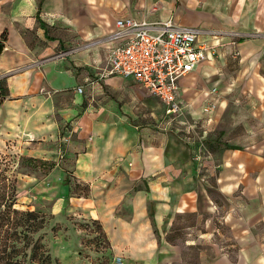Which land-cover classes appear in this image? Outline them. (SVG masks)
Segmentation results:
<instances>
[{
    "label": "crops",
    "instance_id": "obj_1",
    "mask_svg": "<svg viewBox=\"0 0 264 264\" xmlns=\"http://www.w3.org/2000/svg\"><path fill=\"white\" fill-rule=\"evenodd\" d=\"M156 2L19 0L10 15L3 8L7 2L0 0V36L7 27L10 38H16L4 43L0 77L24 85L17 96L9 94L0 104V110L6 109L0 114V139L29 134L33 139L54 140L65 126H72L60 157L77 182L89 188L87 195L75 197L73 203L99 219L114 242L124 245L128 264L158 262V229L172 225L173 214L201 211L205 187L191 157L196 145L184 140L176 130L178 124L164 127L165 119L159 120L152 109L156 98L146 88L121 76L90 83L115 45L111 36L116 21L134 18L156 23L175 17L176 24L200 30L198 42L214 46L215 53L228 40L223 31L244 33L252 27L264 33V0H174L181 5L179 9L171 0H160L161 10L149 12L146 7ZM71 43L77 45L73 54L66 52ZM237 45L244 52L250 50L247 41ZM214 56L209 55L181 79V97L189 118L205 121L207 130L219 126L221 137L216 141L223 143L215 157L221 167V192L249 198L237 207L242 219L228 222L238 244L258 246L241 248L237 264H264V233L246 230L264 222V73L244 66V74L234 80L239 89L231 93L228 87L227 97L221 98L218 88L212 87L201 109L208 101H214L217 108L198 115L193 110L197 97L192 92L190 103L185 92L196 85L197 74L210 71ZM79 86L82 93L77 91ZM160 104L165 118V106ZM43 152L55 158L49 154L53 150ZM64 171L60 167L50 175L55 178ZM60 186L53 208L58 212L66 208L68 191L67 184L60 182ZM121 209L130 215L118 214Z\"/></svg>",
    "mask_w": 264,
    "mask_h": 264
},
{
    "label": "rangeland",
    "instance_id": "obj_2",
    "mask_svg": "<svg viewBox=\"0 0 264 264\" xmlns=\"http://www.w3.org/2000/svg\"><path fill=\"white\" fill-rule=\"evenodd\" d=\"M4 1L7 2L3 7L4 10L12 15V8L19 0ZM173 1L171 0V3L179 9L181 6L179 2L176 4ZM162 6L163 3L158 0L146 8L149 12H159ZM174 18L171 17L168 20L174 21ZM1 25L2 22H0ZM2 32L0 42L7 43L9 39L15 42L16 38H10L11 34L7 27ZM223 32L228 40L222 43L223 50L215 53V62L211 64L214 66L208 73L197 74L194 78L196 85L192 87L190 85L185 92V97L190 103L192 101L189 97L192 92L197 97L195 102L197 109L193 108V110H196L198 115H201V110L204 115L201 109L202 99L212 87H217L220 97L225 98L228 95L226 94L228 87L231 88V93L239 89L234 80L239 75H243L246 68H250L251 71L254 68L260 69L264 73V33L252 27H246L244 33L236 30ZM240 41H247L249 44L247 48L250 49L248 52L238 47L237 44ZM75 46H77L75 43L68 44L66 52L75 53L77 50L74 49ZM3 77L7 79L10 96H17L24 85L17 80L9 82L7 76L0 78ZM154 104L152 109L157 111V117L159 120L165 119L166 122L167 119L163 117V106L157 99H154ZM5 111L6 109L2 107L0 114L4 115ZM199 121L196 130L198 134L206 135L205 146L201 149L195 146L194 150L197 154L200 151L202 161L195 160L196 153H193V149H191V157L197 166L198 178L202 179L200 182L205 187V192L200 196L203 207L199 212L173 214L171 217L173 224L165 229H158V235L161 236L159 252L161 259L152 264H237V254L241 248L258 246L251 243H237V238L234 236L235 229L229 222L242 219L243 215L238 212L237 207L243 206L244 199L249 202V198L240 196L238 193L227 196L221 192L218 179L221 167L219 159L215 157L223 143L221 140L216 141L221 137L220 129L218 126L214 131L207 130L209 128L205 121ZM176 126V122L170 125L173 128ZM71 128L72 126H65L57 139L48 141L33 139L29 134H22L21 139L20 137L0 139V165L9 177L14 179L17 189L16 206L21 210H36L46 215V227L41 233L44 234V242L55 259L53 264H128L124 245L114 242L115 238L99 219L88 216L81 206L73 203L75 197L87 195L89 188L77 182L72 171L67 168L69 165L66 166L64 158L60 157V152L64 153L67 148L68 139H70L68 131ZM180 133L188 142L189 140L185 137L186 132ZM46 148L53 150V153L49 154L53 155L54 159L45 156L48 154L44 155L43 150ZM37 149L39 150L37 154L31 152ZM60 167L67 172L64 171L62 176L52 177L50 174ZM60 182L68 185V191L64 201L66 208L58 212L53 208L62 190L61 186L57 187ZM117 213L124 217L130 215L126 209H121ZM246 230H250V234L264 233V222L260 221L255 227H247ZM119 257H122L120 261ZM145 264H151V261Z\"/></svg>",
    "mask_w": 264,
    "mask_h": 264
},
{
    "label": "built area",
    "instance_id": "obj_3",
    "mask_svg": "<svg viewBox=\"0 0 264 264\" xmlns=\"http://www.w3.org/2000/svg\"><path fill=\"white\" fill-rule=\"evenodd\" d=\"M200 35V30L176 24L173 20L151 23L134 18L118 19L116 31L111 37L115 45L90 83L112 76L133 78L136 84L146 88L165 106L167 120L164 127L176 122L179 125L176 130L186 132L189 142L201 149L205 146L206 135L198 134L196 130L200 119L188 117L180 84L181 79L207 60L209 55H215L214 46L198 42ZM77 91L82 93L83 87H77ZM216 108L214 101H208L203 106V112L210 114ZM195 153V160L202 161L200 151Z\"/></svg>",
    "mask_w": 264,
    "mask_h": 264
},
{
    "label": "trees",
    "instance_id": "obj_4",
    "mask_svg": "<svg viewBox=\"0 0 264 264\" xmlns=\"http://www.w3.org/2000/svg\"><path fill=\"white\" fill-rule=\"evenodd\" d=\"M8 96L7 79L0 78V104ZM16 199L14 179L0 165V264H53L55 259L41 233L46 215L19 209Z\"/></svg>",
    "mask_w": 264,
    "mask_h": 264
},
{
    "label": "water",
    "instance_id": "obj_5",
    "mask_svg": "<svg viewBox=\"0 0 264 264\" xmlns=\"http://www.w3.org/2000/svg\"><path fill=\"white\" fill-rule=\"evenodd\" d=\"M4 50H5V45L4 43L0 42V55L3 54Z\"/></svg>",
    "mask_w": 264,
    "mask_h": 264
}]
</instances>
